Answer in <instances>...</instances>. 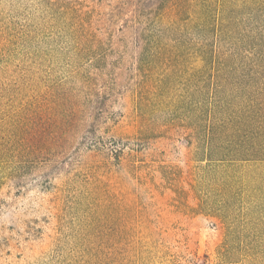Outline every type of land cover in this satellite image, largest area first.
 Listing matches in <instances>:
<instances>
[{"label":"rangeland","instance_id":"rangeland-1","mask_svg":"<svg viewBox=\"0 0 264 264\" xmlns=\"http://www.w3.org/2000/svg\"><path fill=\"white\" fill-rule=\"evenodd\" d=\"M115 1L0 0V264H264V161L139 104Z\"/></svg>","mask_w":264,"mask_h":264},{"label":"trees","instance_id":"trees-1","mask_svg":"<svg viewBox=\"0 0 264 264\" xmlns=\"http://www.w3.org/2000/svg\"><path fill=\"white\" fill-rule=\"evenodd\" d=\"M122 4L139 104L171 107L209 161H264V0Z\"/></svg>","mask_w":264,"mask_h":264}]
</instances>
